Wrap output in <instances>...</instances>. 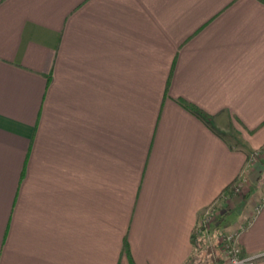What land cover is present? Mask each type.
Wrapping results in <instances>:
<instances>
[{"label":"crops","instance_id":"0c3cea01","mask_svg":"<svg viewBox=\"0 0 264 264\" xmlns=\"http://www.w3.org/2000/svg\"><path fill=\"white\" fill-rule=\"evenodd\" d=\"M262 145L259 0H0V264H184Z\"/></svg>","mask_w":264,"mask_h":264},{"label":"rangeland","instance_id":"374dc122","mask_svg":"<svg viewBox=\"0 0 264 264\" xmlns=\"http://www.w3.org/2000/svg\"><path fill=\"white\" fill-rule=\"evenodd\" d=\"M254 172L256 176L254 175V177L251 179L250 176H252V173ZM257 195H258V199H256ZM234 198L239 199L237 201H240V203L242 202L247 203V202L254 201L255 203L252 206L253 213L258 211L261 205L264 203L263 201V198H264V145L248 153L247 165L243 169L240 179L236 180V182L232 186L231 195L228 197L225 196L224 198H219L212 204V207H214L215 216H214L213 221L210 222L208 231L205 232L206 237L215 236L213 235V233H210V229H212V231L214 230V232L215 231L217 232L218 228L216 229V225H218L219 223L223 221V219L225 218V214H228L229 212L233 211V207L231 206L233 205V203L235 204V202H233ZM205 211L203 212V214L205 213ZM202 216L200 217L199 222H198V225L200 226L202 222ZM234 218H235V215H232L229 221L233 223ZM245 224L246 222L241 223L240 224L241 227L239 226V228H236L235 231L233 232L228 231V230L226 231L221 230L217 232L216 237L213 240V243L216 244L215 240H217L221 234L237 233L240 229L244 228ZM198 225H196V227H198ZM200 226L198 227L196 231L197 235H200L202 232L200 229ZM226 226H227V223H226ZM193 251L194 252L192 253L193 254L192 261L188 262V264H211V257L208 256V253H204V252L198 253L196 250H193ZM219 255L222 260L221 264H225L228 261L226 253L220 252ZM240 258L250 259L247 264H254L255 260L260 258V256L259 255L250 256V257L246 256L243 258L240 256Z\"/></svg>","mask_w":264,"mask_h":264},{"label":"trees","instance_id":"16d2710c","mask_svg":"<svg viewBox=\"0 0 264 264\" xmlns=\"http://www.w3.org/2000/svg\"><path fill=\"white\" fill-rule=\"evenodd\" d=\"M259 1L264 3V0H259ZM180 103L182 104V106H184V107L190 109L191 111L199 114L200 116L204 117L205 119H207V120L210 119L209 115L204 114L197 107L190 105L188 103H185L183 101H180ZM235 182L236 181H233L228 186H226L223 189L219 198H224L225 196L226 197L230 196L231 191H232V186L234 185ZM197 229H198V227L195 226L194 229L192 230V234H191V242L193 245V249L196 250L198 253H201V252L208 253V256L211 257V264H221L222 260H221V257L219 255L220 252L218 249V245L213 243L211 238H207L205 235V232H202L200 235H197V233H196ZM124 250L127 251V244L126 243H124ZM192 253L188 257V259L184 262V264H188V262L192 261V255H193ZM240 256L242 258L246 257V255L242 252L241 249H240Z\"/></svg>","mask_w":264,"mask_h":264},{"label":"built area","instance_id":"2783aa9c","mask_svg":"<svg viewBox=\"0 0 264 264\" xmlns=\"http://www.w3.org/2000/svg\"><path fill=\"white\" fill-rule=\"evenodd\" d=\"M212 204L207 208V210L203 214L201 226L198 225V227L200 226L202 232L208 231L210 222H212L214 219L215 211L214 207H212ZM237 234L238 232L221 234L216 240V244L218 245L220 252L226 253L227 255L228 261L225 264H247L250 260L240 258V247L237 244Z\"/></svg>","mask_w":264,"mask_h":264}]
</instances>
